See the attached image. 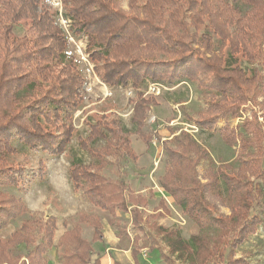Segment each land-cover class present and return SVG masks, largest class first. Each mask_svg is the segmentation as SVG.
Segmentation results:
<instances>
[{
	"label": "trees",
	"instance_id": "1",
	"mask_svg": "<svg viewBox=\"0 0 264 264\" xmlns=\"http://www.w3.org/2000/svg\"><path fill=\"white\" fill-rule=\"evenodd\" d=\"M59 1L72 35L86 38L85 52L99 81L111 88L136 90L130 122L143 143L151 142L143 128L147 110L157 102L145 97L140 86L190 82L200 89H213L207 93L206 115L197 125L217 130L224 145L237 146L240 153L236 168H215L208 151L189 134L180 132L163 142L167 163L159 187L198 228L188 240L177 230L155 224L169 216L163 200L143 217L147 198L135 194L124 182L102 175L108 157L137 161L130 132L110 114L89 125L88 136L80 140L81 148L94 161L71 164L74 191H80L93 208L107 212L110 226L117 227L113 221L117 212L128 213L133 228L141 230V225H147L179 263L246 264L233 253L261 223L250 211L264 187V0H233L247 8L245 11L225 0H124L126 8L121 0ZM55 15L45 0H0L1 188L16 189L21 183L23 168L12 161L18 155L15 144L57 156L73 135L72 113L83 101L80 89L85 80L76 65L65 60L67 40ZM15 28L21 29L20 35ZM235 57L258 65L262 73L252 69L247 76L234 65ZM255 98L260 99L259 108L251 112L250 120L244 119L236 127L227 122L216 128L218 118L242 117L240 108ZM100 141L102 146H96ZM27 213L20 198L0 192V230ZM32 225L26 221L0 241V264H45L56 220L49 216L39 224L37 244L30 235ZM81 225L92 230L89 242L82 238ZM119 234L125 231L120 229ZM102 237L98 216L77 214L76 223L58 241L61 263L89 264L91 243ZM139 242L134 235L130 245L134 263L145 247ZM20 244L33 248L24 257L10 258L8 251ZM146 251L154 248L146 247ZM162 260L175 264L171 257L162 256Z\"/></svg>",
	"mask_w": 264,
	"mask_h": 264
},
{
	"label": "rangeland",
	"instance_id": "2",
	"mask_svg": "<svg viewBox=\"0 0 264 264\" xmlns=\"http://www.w3.org/2000/svg\"><path fill=\"white\" fill-rule=\"evenodd\" d=\"M225 1L240 8L242 11L247 9L240 3L233 2V0ZM45 2L47 6L56 12V23L63 29L66 36L65 60L72 61L85 80L83 87L80 89L83 101L80 107L72 113L71 125L74 131L69 144L62 154L52 156L39 150L26 149L15 144L18 155L12 161L23 168L21 183L16 189L0 187V192L16 196L24 203H26V197L30 194H42L41 198L45 201V211H28L27 214L10 221L5 228L0 230V241L7 240L14 231H17L24 222L28 221L33 223L30 235L37 244L41 238L39 224H42L47 217L54 216L58 223V230L64 231L76 223L77 214H92L96 212V209L94 210L86 201L81 192L74 191L73 187L70 193V204L65 198L59 196L49 186V171L56 169L58 159L69 161L70 166L75 162L89 165L94 161L90 153L81 148L80 140L88 136L89 125L93 124L102 115L110 114L112 118L118 119L130 132L131 148L137 156L136 162L119 157H108L106 159L107 165L102 170V175L111 181L124 182L135 194L147 198V206L143 209V217L150 215L158 202L162 200L154 201L155 192L160 188L159 180L164 174L167 163V158L163 151V142L171 140L173 136L179 135L180 132L189 134L208 151L212 165L215 168L222 165H231L234 168L238 166L237 160L240 156L238 147H227L221 141L217 130L207 131L197 125V122L206 115L209 108L208 104L210 103L207 93L209 90L212 92L213 89H207V87H201L200 89L196 84L190 82H181L176 85L147 82L140 86L139 91L145 97H153L157 102L156 107H151L147 110L143 128V132L151 136V142L148 144L143 143L137 135H134L135 128L130 122L132 102L135 99L136 90L130 86L126 88H111L101 83L94 75L92 71L93 65L88 60L85 52L86 38L72 35L69 30L70 21L65 17V11L59 0H45ZM120 3L123 8H126L124 0H121ZM14 32L20 35L21 29L15 28ZM234 65L241 67L247 76L251 74L252 69L260 71L258 65L249 64L239 57L234 58ZM260 72L262 73V71ZM262 75L264 83V74L262 73ZM252 101L255 105L247 103L240 108L242 117L228 121L222 117L218 118L216 128H220L227 122L230 127H236L244 119L250 120L251 112L257 111L259 108L260 99L256 100L255 98ZM102 144L103 142L100 141L96 146H102ZM252 151L253 148L250 149V152ZM70 166L67 168V174L69 183L72 186L69 178ZM205 166V163L201 164L200 172L203 171ZM163 201L165 207L169 210V216L156 220V225L168 230H177L184 240H188L191 235L198 233L196 225L181 213L180 208L169 197L166 196ZM222 212L227 213V210L222 209ZM250 215L257 216L261 223L256 233L238 247L233 255L234 258L241 259L246 264H264V187H262L261 193L256 197ZM62 221L66 222L65 227L61 225ZM113 221L117 226L113 228L114 236L116 239L119 238L124 241L119 243L120 250H116V252L124 249L125 243L130 244L133 236L138 235L140 238L139 245L145 246L139 252L138 264H165L162 256L171 257L175 264H186L179 263L174 255H169L163 239L156 236L154 231L148 228L147 225H141V230L133 228L128 213L117 212ZM104 226L107 228V223ZM80 228H82V237L88 239L92 233L91 228L86 225H81ZM120 229L125 231L124 235L119 234ZM95 246L97 245L95 244ZM146 247H152L154 251L148 253L146 252ZM32 248L33 245L20 244L8 251L9 257L12 259L24 257ZM57 249V258L54 264H62V250L58 246ZM118 255L119 253H117ZM48 257L47 251L44 256L45 264L49 262ZM225 257H229L228 252H226Z\"/></svg>",
	"mask_w": 264,
	"mask_h": 264
},
{
	"label": "crops",
	"instance_id": "3",
	"mask_svg": "<svg viewBox=\"0 0 264 264\" xmlns=\"http://www.w3.org/2000/svg\"><path fill=\"white\" fill-rule=\"evenodd\" d=\"M159 189H158L157 192H155L156 194H155V197H154V201H159L160 199L163 200V199H165L166 196L169 197L161 189L160 190ZM169 199L171 201H173L170 197H169ZM95 209L96 208H94V210ZM95 211L96 212L95 213L93 212L92 214L100 217V221H101V225H102L103 237H102L101 241H97V242L91 243L92 252H91V255H90L89 264H95V261L97 262V264H113L114 262H117V263H120V264H130V263L131 264H138V255H139V252L141 250H139V252L137 254L136 263H134V261L132 259V256H131V247H130L131 242H130V244L129 243H127V244L125 243L124 249H122L119 252H116V250H120L119 243L124 242V241H121L119 238L116 239V237L114 236L115 232H114L113 228H115V226H110L108 224V221L110 220L109 214L107 212H105V211L100 212L101 210L99 211V209H96ZM98 213H100V214H98ZM52 217H54V216H52ZM161 219H164V218H161ZM161 219H159V220H161ZM63 222H65V221L61 222L62 226H63ZM105 223H107V228L104 226ZM63 227H65V226H63ZM66 230H68V229H66ZM66 230L59 231L58 230V223L56 221V230L54 232V237H53V246L50 249L47 250L48 251V256H49L48 257L49 258L48 264H54L55 263L56 258H57L56 255H57V251H58V249H57L58 241H59L60 236ZM81 230H82V228H81ZM106 230H108L109 232L106 231ZM91 236H92V233L89 236V238L85 239V240L89 242L91 240ZM95 244L97 246H95ZM95 248H97V249H95ZM146 252H148V251H146ZM117 253H119L118 256H117ZM148 253H152V252H148Z\"/></svg>",
	"mask_w": 264,
	"mask_h": 264
},
{
	"label": "clouds",
	"instance_id": "4",
	"mask_svg": "<svg viewBox=\"0 0 264 264\" xmlns=\"http://www.w3.org/2000/svg\"><path fill=\"white\" fill-rule=\"evenodd\" d=\"M70 166L69 161L58 159L57 167L55 170L49 171V186L55 190V192L65 198L69 204L71 202L70 193L72 186L68 180L67 168ZM42 194H30L26 197V207L30 212L45 211L44 200L41 198Z\"/></svg>",
	"mask_w": 264,
	"mask_h": 264
}]
</instances>
